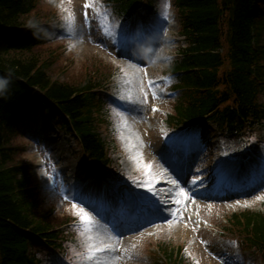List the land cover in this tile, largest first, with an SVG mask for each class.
Segmentation results:
<instances>
[{
    "label": "rangeland",
    "instance_id": "rangeland-1",
    "mask_svg": "<svg viewBox=\"0 0 264 264\" xmlns=\"http://www.w3.org/2000/svg\"><path fill=\"white\" fill-rule=\"evenodd\" d=\"M42 1L44 10L41 13L37 12L39 14L38 19L43 20L50 13H53L52 16L56 14L59 22H56V19L52 21L51 38H59L64 41H49L41 46L43 51L40 53L41 59L47 60L52 55L48 73L52 77L70 84H77L86 76L94 74L95 71L104 77L100 81L110 77L109 83H105L106 90L102 89V91L107 92L108 96H112L111 99H108V105H104L102 110L104 114L106 110H109V118L105 115L108 123H101L97 126L102 137L114 148V153L111 155V164L108 165L105 176H111V180L112 177L122 179L121 186L124 187V190L132 192L134 196H154L163 205L161 210L165 213V217L160 220V223H156L155 226L152 224L144 226L138 231L123 234L119 238L111 237L105 228L94 219H92L90 225L82 224L78 220L79 230H69L65 217L69 215L79 219L78 213L84 207L74 202L76 204L74 208L71 198H66L63 185L53 182V178L50 177L51 168L47 164L48 160L43 151L46 147L39 145L40 151L35 152L33 151L35 144L33 141H30L25 136H18L15 140L16 145L21 146L26 142L30 145L28 150L15 157V162L13 163H23L31 170L32 184L38 189L40 194V206L37 210V215L45 214L55 231L63 233L64 230L68 229L67 232L70 231L69 234L73 233L71 242L65 244L71 249L64 252L63 256H60L62 254H55L57 259H69L72 261L56 263L55 260L53 263L152 264L161 257V254L156 252L157 245H161L163 248L182 247L185 257L193 264H225L228 258L227 254L234 258L238 264H264V261L260 260L256 253H250L244 249L243 252L232 251L233 245L231 241L223 239L219 235L220 224L218 222L230 212L229 207H226V212L222 208L227 205L217 202L208 203L205 200L203 203H191L190 199H185L181 195L180 188L176 189L174 186L167 184L159 185L161 181H168L163 175L165 171L158 161L156 148L161 139L160 137H164L167 133L162 112L168 113L171 110V103L168 104L166 99L175 95V92L168 90L170 74L167 73V65L171 64V60L173 61L175 58L176 43L174 42V37L178 31L177 25H174V28L171 25H166L165 36L157 35L156 40L158 42L154 45L150 43V35L148 33L143 34V36H147V41L149 40L152 48L151 53L155 57L154 64L147 67L146 75L137 67L125 62V59L118 60L106 51L114 46V39L117 36L116 34H118L116 32L117 27H120V24L113 25L116 22L112 23L111 17H108V12H113L110 6H108V11L103 7L97 6L95 0ZM154 1L160 2L157 6L160 9L159 14L164 11L165 3L170 4L171 7L170 0ZM89 2L94 7L85 9L84 5ZM172 10L173 17H175L177 22V11L173 6ZM85 11H88L93 16L94 29L91 34H87L85 23H83ZM105 12L107 13L106 18L102 15ZM154 12L156 14V11ZM70 16L75 18L71 30H69L68 26ZM101 24L110 30L111 35L106 36L104 34ZM163 24L162 21H159V25L163 26ZM86 37L90 38V40ZM64 38H67V40H64ZM167 39L172 40L170 47ZM177 40L179 42L177 45L180 47L182 43L178 37ZM103 44L106 45L103 46ZM168 55L170 57H167ZM148 80L155 89L153 94ZM102 91L99 92L102 93ZM117 104L122 105L125 109L118 110ZM153 109L156 110L153 111ZM30 115L31 125L29 130L36 125L35 118L39 121H44V137L50 138V136H54V138H50V144L61 143L64 145L65 149L61 148L63 150L61 153L65 154L60 156L58 166L61 167L62 165L65 169L67 164L73 163L76 158L68 155L70 150L73 151L77 148L73 139L68 135L70 140L66 139V134L57 129L56 124L47 121L41 111L35 110ZM257 135L261 137L263 134L259 131ZM219 137L222 138L218 139L220 142L218 146L223 148L214 149L213 145L211 147L212 152H217L221 149V152H226L231 156V160L241 158V151L244 148L243 141L230 139L225 137V134L219 135ZM161 144L163 143L159 145ZM256 146L257 144L254 145V147ZM259 151L261 154L259 157H262L264 148H259ZM198 154L207 156L206 151L202 150L200 153L199 150H196L193 152L194 158L198 159ZM249 156L253 158L252 152L249 153ZM50 157L53 160V156L50 155ZM38 158L40 166H38ZM208 160L209 162L206 161L203 169L206 173L213 168L218 171L219 166L225 168V162L221 158L218 160L216 155L210 156ZM231 164L234 165V161ZM231 169L232 166L230 165ZM219 173L224 176L227 172L219 170ZM97 177L102 178L103 176ZM211 177L208 176V178ZM202 182H204V176L200 175L190 189L199 187ZM204 184L202 190L205 189ZM184 192L187 193L188 191ZM263 196L264 189L262 191L254 190L251 193L241 195V199H243V203H246V200L254 201L256 197ZM176 201L181 203L177 204ZM235 205L237 204H233L231 207ZM236 207L240 209L243 205H237ZM190 212L194 213L189 214ZM72 246L80 249V251L73 250ZM98 248L104 249V251L96 252L94 256L89 258V254L95 252ZM36 250L37 255L43 257L41 255L43 253L39 252L43 251L40 245L37 246ZM43 264L47 263L43 262ZM227 264L229 263L227 262Z\"/></svg>",
    "mask_w": 264,
    "mask_h": 264
},
{
    "label": "trees",
    "instance_id": "trees-1",
    "mask_svg": "<svg viewBox=\"0 0 264 264\" xmlns=\"http://www.w3.org/2000/svg\"><path fill=\"white\" fill-rule=\"evenodd\" d=\"M108 1L120 16L131 12L137 2ZM252 1L256 10L264 4V0H175L188 44L172 71L184 72L178 86L191 103L187 108L174 107L176 119L168 115L167 125L202 116L217 100L218 84L225 91L218 102L235 95L240 106L230 113L228 128L252 132L264 124V102L257 97L264 82V17L254 13ZM43 10L42 0H0V264H37L27 253L28 242L36 237L55 238L50 224L36 213L38 203L25 169L13 163L17 116L40 104L51 118H60L76 131L98 161L105 151L93 123V111L102 105L92 94L103 77L95 71L70 84L48 73L52 55L41 59L37 29L23 28L30 22L33 27L40 20L37 12ZM226 42L233 67L220 72L223 56L215 49ZM231 220L242 238L264 254V213L245 210L232 214ZM163 254L165 260L155 264H183L174 249H165Z\"/></svg>",
    "mask_w": 264,
    "mask_h": 264
},
{
    "label": "snow or ice",
    "instance_id": "snow-or-ice-1",
    "mask_svg": "<svg viewBox=\"0 0 264 264\" xmlns=\"http://www.w3.org/2000/svg\"><path fill=\"white\" fill-rule=\"evenodd\" d=\"M85 9H88V8H91V7H94V5L89 2V3H86L84 5ZM170 8V4L168 3H165V6H164V17L167 18L168 17V9ZM104 16V18L107 17V13H103L102 14ZM74 17H69L68 19V26H69V30H71L72 28V25L74 24ZM87 19H88V16H87V11H85V21L87 22ZM101 28L102 30L104 31V34L107 36V35H111V32L108 28H105V26L103 24H101ZM156 109H153V111H155ZM193 183L195 184L196 182L193 181ZM181 195H183L185 197V199H190L188 193L184 192L183 189H181ZM67 198V197H66ZM74 200L76 199L75 196L72 197ZM82 203V201H81ZM177 204L181 203L180 201H176ZM73 207L75 208L76 207V204L74 203L73 204ZM157 211H160V209L157 207ZM78 216H79V219L81 221L82 224H85V225H90L92 223V219L91 217L87 214V212L84 211V208H81L79 213H78ZM104 251V249H96L95 252L93 253H90L89 254V258H91L92 256H94L96 254V252H102ZM225 264H227V261L225 262Z\"/></svg>",
    "mask_w": 264,
    "mask_h": 264
},
{
    "label": "bare ground",
    "instance_id": "bare-ground-1",
    "mask_svg": "<svg viewBox=\"0 0 264 264\" xmlns=\"http://www.w3.org/2000/svg\"><path fill=\"white\" fill-rule=\"evenodd\" d=\"M32 25H33V23H28V24H25V26L23 27L25 30L26 29H28V28H31L32 29ZM132 25V24H131ZM150 25H148V27H149ZM130 32V31H129ZM132 53V50H130V51H128L127 52V54H131ZM123 58H125V56H123V55H121ZM39 125L40 126H44V124H43V122H40L39 123ZM39 131H43V128H39L38 129ZM48 138V137H47ZM46 138V139H47ZM49 141V140H48ZM54 149V148H53ZM54 153L58 156V157H60L61 155H64L65 153H59V152H57L56 150H54ZM58 161L60 162V159H58ZM69 168H71L69 165H66L65 166V169H64V171H63V173H69ZM225 168H228V166H225ZM70 176L72 177V178H75L76 176H78V174L76 175V176H74V174H70ZM80 176H84V177H90V174H81ZM122 192H118L117 193V195H119L120 196V194H121ZM95 194H98V193H95ZM122 199L123 200H125V201H128L127 203V207L125 208V209H121V208H119V206H118V204H113L112 205V208L114 209V210H117V211H122V214H121V218L123 219V220H125V222H127V221H130L131 220V211H130V209H129V207H131V205H133V203H134V199L135 198H131L128 194H122ZM131 198V199H130ZM111 199V198H110ZM151 211H152V208H151Z\"/></svg>",
    "mask_w": 264,
    "mask_h": 264
}]
</instances>
